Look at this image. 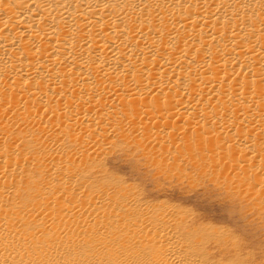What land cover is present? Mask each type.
I'll return each instance as SVG.
<instances>
[{
	"label": "bare ground",
	"instance_id": "obj_1",
	"mask_svg": "<svg viewBox=\"0 0 264 264\" xmlns=\"http://www.w3.org/2000/svg\"><path fill=\"white\" fill-rule=\"evenodd\" d=\"M116 143L264 194V0H0V264H208L170 209L76 183Z\"/></svg>",
	"mask_w": 264,
	"mask_h": 264
},
{
	"label": "rangeland",
	"instance_id": "obj_2",
	"mask_svg": "<svg viewBox=\"0 0 264 264\" xmlns=\"http://www.w3.org/2000/svg\"><path fill=\"white\" fill-rule=\"evenodd\" d=\"M60 146L63 151H71L66 143ZM20 150L24 154L22 162L36 168L37 163L33 164L27 156L28 150L22 147ZM32 154L37 158L38 168L43 167L45 152L36 150ZM184 155L177 167L173 166L171 155L160 166L155 162L160 158L143 155L133 144L116 143L114 148L102 149L101 157L95 161L98 163L84 161L85 166L78 165L76 183L86 184L89 189L86 192L106 191L104 198L110 201L128 199L147 206L149 218L157 211L170 209L177 219L171 229L173 234L196 242V255L208 264H264V194L254 198L248 190L243 192L246 186L225 183L224 173L213 166L214 161L211 164L203 159L202 163L195 155L191 158L197 160V165L193 166L192 160ZM48 176L55 183L66 173L58 167ZM248 183L252 185V181ZM31 189V185L26 187L27 191ZM132 246L147 262L150 251L136 244Z\"/></svg>",
	"mask_w": 264,
	"mask_h": 264
}]
</instances>
